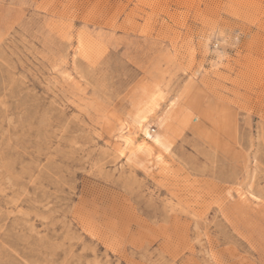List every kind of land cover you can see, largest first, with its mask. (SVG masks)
I'll use <instances>...</instances> for the list:
<instances>
[{"label":"rangeland","instance_id":"obj_1","mask_svg":"<svg viewBox=\"0 0 264 264\" xmlns=\"http://www.w3.org/2000/svg\"><path fill=\"white\" fill-rule=\"evenodd\" d=\"M0 264H264V0H0Z\"/></svg>","mask_w":264,"mask_h":264},{"label":"bare ground","instance_id":"obj_2","mask_svg":"<svg viewBox=\"0 0 264 264\" xmlns=\"http://www.w3.org/2000/svg\"><path fill=\"white\" fill-rule=\"evenodd\" d=\"M127 142L125 141V144H126Z\"/></svg>","mask_w":264,"mask_h":264}]
</instances>
